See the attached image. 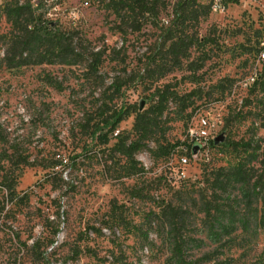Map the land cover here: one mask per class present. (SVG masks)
Masks as SVG:
<instances>
[{"label":"rangeland","instance_id":"obj_1","mask_svg":"<svg viewBox=\"0 0 264 264\" xmlns=\"http://www.w3.org/2000/svg\"><path fill=\"white\" fill-rule=\"evenodd\" d=\"M177 1L160 0L156 18L136 16L134 31L110 0H43L42 20L76 32L89 50H105L92 70L87 56L78 64L6 65L13 28L0 0V264H264V188L251 206L256 211L234 204L241 214L249 210L238 225L229 201L214 199L204 180L210 170L239 163L264 175V0H219L220 10L197 0L209 14L199 18L188 55L170 65L161 28ZM150 57L170 66L162 78L146 77ZM163 86L172 92L166 110L133 160L109 148L114 137H133L134 113L107 145L94 139L99 105L141 110ZM204 116L217 120L222 137L188 153L187 129ZM249 138L260 146L255 161L225 145ZM163 202L182 209L181 220L169 221L170 236L167 220L148 240L114 224L156 222L146 215ZM179 235L181 255L172 251Z\"/></svg>","mask_w":264,"mask_h":264},{"label":"trees","instance_id":"obj_2","mask_svg":"<svg viewBox=\"0 0 264 264\" xmlns=\"http://www.w3.org/2000/svg\"><path fill=\"white\" fill-rule=\"evenodd\" d=\"M6 0L3 6L6 19L10 22L13 32L9 42L3 61L6 65L11 67H20L29 64H78L86 61V56L90 59L86 68L96 70L98 65L103 60L105 50L98 49L96 51L89 50L86 44V39L79 38L75 33L61 30L57 23L47 22L42 20L40 9L44 6L43 0ZM230 2L237 3L238 0H229ZM160 0H110V7L117 16H121L123 10L125 11L126 20L132 23V30L137 31L140 25L136 22V16L145 15L151 17L158 16V6ZM209 14V5L200 4L197 0H178L174 10L171 21L164 27L162 31V46L165 47L166 55H169L168 61L170 65H176L180 62L181 58L188 55V51L195 43V33L201 16ZM56 24V25H55ZM120 25V24H119ZM121 28V27H120ZM74 33V34H73ZM89 43V41H88ZM166 63V62H165ZM165 63L156 62L155 58L150 57L146 67V77L154 79L162 78L165 72L169 70L170 66ZM155 69L158 70V75L154 76ZM116 91V92H115ZM120 87L118 86L113 92L118 93ZM167 86L155 87L150 92V105L147 108H136L134 105L114 108H108L106 105H99L97 107L98 117L91 126V134L94 139H98V143L105 146L111 139V134L114 132L118 124L124 119L134 113V122L132 126L133 137L128 135H119L114 137L115 141L109 148L115 155L124 156L129 160H133V156L143 148L147 147V141H152L155 136V126L157 125L160 117L164 114L167 103L172 92H168ZM111 110V111H110ZM198 123V122H197ZM188 131V129H187ZM217 137V136H216ZM215 137V138H216ZM215 138L210 140L211 145H215ZM185 143V142H182ZM226 146L232 149H243L246 152L249 161H255L258 158V151L260 149L259 143L254 141L253 138L248 140L227 141ZM194 146L188 145V153H191ZM203 146H198L202 148ZM264 176V175H263ZM254 169L253 165L245 166V163H239L230 168H218L210 170L209 176L204 180L210 184L211 196L215 199L229 201L226 205L230 212L229 217L232 219L236 217L238 225H243L248 218L246 215L241 214L240 211H234V204L237 207L241 202L244 204L245 209H250L251 212L256 211L252 209L253 203H258L262 200L263 195L261 189L264 188V177ZM234 187L237 193L232 195L231 188ZM208 201L204 202L207 210ZM217 207V206H216ZM219 214H224L223 210H219ZM241 209V208H240ZM182 209L172 206L169 202H163L159 212H148L147 218L154 216L156 222L151 219L148 221L147 226L142 223L129 224V222H121L125 220L117 219L114 221L116 226L126 227L138 234L140 238L148 240L152 231H156L157 227L165 229V221L167 220L168 226L165 231L168 236L171 235L174 225L170 224V219H182ZM206 214H208L206 212ZM107 224L104 223V227ZM236 226L234 229H236ZM100 231V230H99ZM179 232V231H178ZM176 241L174 239L173 253L177 255L183 254L182 236Z\"/></svg>","mask_w":264,"mask_h":264},{"label":"built area","instance_id":"obj_3","mask_svg":"<svg viewBox=\"0 0 264 264\" xmlns=\"http://www.w3.org/2000/svg\"><path fill=\"white\" fill-rule=\"evenodd\" d=\"M220 4L221 3L219 0H212L213 10H217V9L220 10L221 9ZM261 56L264 57V50L261 52ZM217 124L218 123L215 118L204 116L198 120L197 127L190 126L188 128V137L191 146L193 145L200 146V144L204 146L205 144H207L208 141L210 142V140L214 139L216 137V130L218 128ZM182 161L186 162L187 159L183 158Z\"/></svg>","mask_w":264,"mask_h":264},{"label":"water","instance_id":"obj_4","mask_svg":"<svg viewBox=\"0 0 264 264\" xmlns=\"http://www.w3.org/2000/svg\"><path fill=\"white\" fill-rule=\"evenodd\" d=\"M221 135H219V136H217L216 138H215V142H218L220 139H221ZM198 149V146H194V148H193V152H196V150Z\"/></svg>","mask_w":264,"mask_h":264}]
</instances>
